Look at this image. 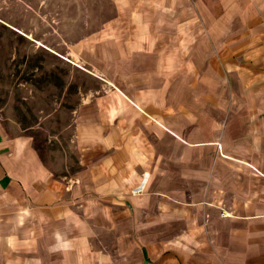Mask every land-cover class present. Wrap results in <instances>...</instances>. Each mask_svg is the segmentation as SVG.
Returning a JSON list of instances; mask_svg holds the SVG:
<instances>
[{
  "label": "crops",
  "instance_id": "0c3cea01",
  "mask_svg": "<svg viewBox=\"0 0 264 264\" xmlns=\"http://www.w3.org/2000/svg\"><path fill=\"white\" fill-rule=\"evenodd\" d=\"M107 1L70 148L0 120V264H264V0Z\"/></svg>",
  "mask_w": 264,
  "mask_h": 264
},
{
  "label": "rangeland",
  "instance_id": "374dc122",
  "mask_svg": "<svg viewBox=\"0 0 264 264\" xmlns=\"http://www.w3.org/2000/svg\"><path fill=\"white\" fill-rule=\"evenodd\" d=\"M110 14L107 0H0V120L48 159L70 148L77 110L103 89L73 45Z\"/></svg>",
  "mask_w": 264,
  "mask_h": 264
}]
</instances>
